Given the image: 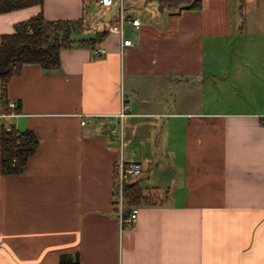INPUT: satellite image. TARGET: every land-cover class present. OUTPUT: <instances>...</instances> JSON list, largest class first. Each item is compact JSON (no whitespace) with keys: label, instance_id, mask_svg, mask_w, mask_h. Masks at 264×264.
I'll use <instances>...</instances> for the list:
<instances>
[{"label":"crops","instance_id":"obj_1","mask_svg":"<svg viewBox=\"0 0 264 264\" xmlns=\"http://www.w3.org/2000/svg\"><path fill=\"white\" fill-rule=\"evenodd\" d=\"M117 9L42 0L0 14V42L39 13L83 20L73 40L93 39ZM125 9L141 23L123 27L132 47L106 33L104 54L73 45L57 70L26 65L5 84L20 112L0 107V132L31 131L38 149L21 175L0 174V264H264V5ZM130 163L158 204L123 227L114 177Z\"/></svg>","mask_w":264,"mask_h":264},{"label":"trees","instance_id":"obj_2","mask_svg":"<svg viewBox=\"0 0 264 264\" xmlns=\"http://www.w3.org/2000/svg\"><path fill=\"white\" fill-rule=\"evenodd\" d=\"M160 8L182 6L185 10L200 8V0H157ZM42 0H0V14L41 6ZM87 23L78 21H47L42 13L14 26V33L3 36L0 42V107L4 114H19L20 106L9 108L5 96V84L19 74L23 66H38L44 71H54L60 67V51L73 45L95 49L106 33L99 31L89 40H73L74 36L85 31ZM38 149V140L31 131H18L15 128H2L0 132V174L2 176L21 175L29 160ZM117 172L114 189L117 186ZM123 209L122 225L129 219L132 210L142 206H155L158 200L146 193L135 179H127L122 186ZM115 206V199H114ZM116 211L117 208L115 207Z\"/></svg>","mask_w":264,"mask_h":264},{"label":"built area","instance_id":"obj_3","mask_svg":"<svg viewBox=\"0 0 264 264\" xmlns=\"http://www.w3.org/2000/svg\"><path fill=\"white\" fill-rule=\"evenodd\" d=\"M131 0H99V3L103 7H111L115 3L117 4V17L115 20L109 25L107 28V34H114L117 35L121 38V47H132L133 43L131 40H123V27L124 25L129 22L132 27L134 28H139L140 26V20L137 18H132L130 19L129 17L126 16V9H125V4L129 3ZM95 55H102L105 53V50H103L100 47H97L93 50ZM9 108L14 109L16 108V105L14 103H9ZM128 109L127 105L123 106V112L120 115V117L125 116V112ZM82 125L85 124V121L81 123ZM141 174V166L138 163H130V164H121L118 169H117V186L114 189V199H115V207L118 210L119 218L121 223L122 222V209H123V196H122V186L123 183L127 179H136L138 176ZM137 217V209H133L132 213L125 222L127 224H130L133 222Z\"/></svg>","mask_w":264,"mask_h":264},{"label":"rangeland","instance_id":"obj_4","mask_svg":"<svg viewBox=\"0 0 264 264\" xmlns=\"http://www.w3.org/2000/svg\"><path fill=\"white\" fill-rule=\"evenodd\" d=\"M258 2L259 3H262L263 5H264V0H258ZM260 13V16H261V18H264V10H262L261 12H259ZM254 18H260L258 15H254L253 16ZM101 29H103L102 28V26L101 27H99V28H97V27H92V29L91 30H93V31H99V30H101ZM247 29L249 30V32H255V31H257L256 29V27L255 26H252V25H250V26H248L247 27ZM249 35V34H248ZM260 34H259V32H256V37L257 36H259ZM249 37V36H248ZM246 38V37H245ZM241 46V45H240ZM240 50H243V48H239Z\"/></svg>","mask_w":264,"mask_h":264}]
</instances>
